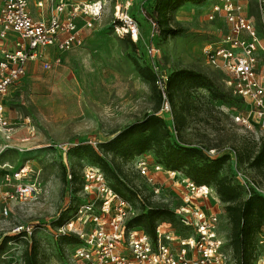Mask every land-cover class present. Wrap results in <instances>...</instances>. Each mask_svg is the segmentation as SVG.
I'll use <instances>...</instances> for the list:
<instances>
[{"label": "rangeland", "instance_id": "obj_1", "mask_svg": "<svg viewBox=\"0 0 264 264\" xmlns=\"http://www.w3.org/2000/svg\"><path fill=\"white\" fill-rule=\"evenodd\" d=\"M40 1L44 3V18H48L49 0H30L31 11L36 17L41 16L36 6ZM61 1L67 5L61 19L71 12L76 15L82 45L59 55L61 62L53 64L49 71L44 70L42 63L34 65L5 99L9 119L17 131L12 148L0 154V177L25 165L30 169L27 181L35 183L38 192L25 203H12L8 217L0 213L2 243L14 238L16 227L47 229L50 226L52 229V223L68 217L81 202L82 196L76 190L80 188L79 177L88 162L74 153V147L90 144L97 148L126 127L155 113L171 126V113L162 112L157 85L143 80L135 63L149 67L162 77L180 69L195 70L210 77L218 88L226 77L207 63L204 54L207 45L218 42L227 31L221 17L215 21L208 19L212 4L218 0L187 4L178 9L173 14L172 25L183 32L168 38L156 31L144 14V9L151 11L155 0H55V3ZM238 1L264 42V0ZM125 21L137 30L136 39L128 34L131 28ZM200 93L201 105L189 116L181 142L204 147L213 159L231 155L223 174L241 185L244 197L249 188L264 196V166L255 169L248 163L239 164L233 152L240 148L246 154L252 153L256 145L264 142V131L257 126L248 130L235 121L236 115L249 113L245 103L235 99L231 104L212 102L206 91ZM143 157L155 162L151 152ZM114 164L122 167L148 203L165 205L171 210L182 205L180 183L175 186L167 176H160L158 181L163 192L156 197L151 185L134 169L135 162L122 164L115 160ZM68 171L78 176V184L73 187L64 179ZM215 198L204 202L203 208L220 215V235L229 241L231 227L225 205L216 194ZM133 209L137 215L140 204L134 201ZM34 237L45 245L48 263L60 262L56 244L48 233L37 231ZM25 247L23 240H12V245L7 244L0 251V264H23ZM262 253L264 245L260 247Z\"/></svg>", "mask_w": 264, "mask_h": 264}, {"label": "built area", "instance_id": "obj_2", "mask_svg": "<svg viewBox=\"0 0 264 264\" xmlns=\"http://www.w3.org/2000/svg\"><path fill=\"white\" fill-rule=\"evenodd\" d=\"M36 6L41 10L40 17L33 15L30 0H3L0 6V39L12 38V47L0 50V154L12 148L17 131L7 115L5 99L10 90L26 77L28 65L40 61L44 70L49 71L53 64L61 62L59 55L82 45L76 15L71 12L67 18L61 19L67 12L64 1L55 3V0H49L48 18L42 13L44 3L40 1ZM219 17L225 22L227 31L218 42L207 45L204 51L206 61L226 76L222 81L223 90L247 106L249 113L236 115L235 121L248 130L257 126L264 131V42L238 0H218L212 4L208 19L215 21ZM125 24L131 28L129 21ZM153 25L158 31V26ZM127 32L136 39L135 28ZM157 77L162 112L170 114L171 105L166 94L168 78ZM134 169L151 185L156 197L163 192L158 181L160 176H167L175 186L180 183L182 205L174 209L176 224L158 223L154 237L139 228L129 227V221L136 216L133 204L112 190L103 171L85 165L78 192L82 200L67 219L52 229L50 226L47 229L16 227L14 237L31 244L35 233L44 231L54 238L78 239L79 244L67 250L64 263L50 264L234 263L229 241L220 235V215L203 208L204 202L216 199L211 187L197 185L143 156L135 161ZM29 174L30 169L22 165L0 177V213L4 218L9 216L12 203H25L37 194L36 184L27 181ZM71 178L68 171V183ZM138 198L149 207L140 192ZM8 245H12V241ZM259 245H264V237ZM254 264H264V253Z\"/></svg>", "mask_w": 264, "mask_h": 264}, {"label": "trees", "instance_id": "obj_3", "mask_svg": "<svg viewBox=\"0 0 264 264\" xmlns=\"http://www.w3.org/2000/svg\"><path fill=\"white\" fill-rule=\"evenodd\" d=\"M206 1L155 0L151 11L147 9L143 11L146 18L158 26V31L164 38L176 37L183 30L173 27V14L184 5H200ZM118 24L122 23L118 22ZM135 66L140 77L156 87L158 77L152 69L142 67L138 63H135ZM167 78L166 94L171 105V126L157 113L146 115L142 121L126 127L112 139L98 144L97 148L90 144H80L72 150L76 155L86 159L88 164L85 165L103 171L115 193L132 204L134 201L140 204V212L129 221L128 226L139 228L150 237H154L158 223L176 224L174 210L168 209L165 205L150 203H146L150 208L146 207L145 203L139 200L138 190L124 174L122 167L114 164L115 160H119L122 164H132L139 157L151 152L155 156L156 164L166 170L178 172L197 185L211 187L225 205L224 211L231 227L229 248L233 254V264H254L260 255L259 242L264 237V196L249 188L247 197H244L245 191L241 185L235 179L223 174V170L232 159L231 155L213 159L204 147L183 144L180 140L188 126L189 116L201 105V91H206L212 102L231 104L233 99L243 102L225 92L222 86L216 87L210 77L195 70H176ZM160 101L162 102V97ZM233 152L239 164L248 163L255 169L264 166V142L256 145L250 154L244 153L240 148L233 149ZM70 174L72 178L69 183L73 187L78 184V176L75 173L70 172ZM80 178L81 176L79 182L81 180L82 183ZM64 179L67 181V175ZM79 190H76V194ZM66 219L67 217H60L52 223V227H57ZM50 237L52 243L56 244L59 263L65 262L68 249L79 244L75 237L54 238L51 235ZM12 240L17 241L18 238L4 240L0 245V251ZM44 250H46L45 245L33 236L31 244L26 243L22 256L23 264H47Z\"/></svg>", "mask_w": 264, "mask_h": 264}, {"label": "crops", "instance_id": "obj_4", "mask_svg": "<svg viewBox=\"0 0 264 264\" xmlns=\"http://www.w3.org/2000/svg\"><path fill=\"white\" fill-rule=\"evenodd\" d=\"M2 2H3V0H0V6L2 5ZM11 40H12L11 37H10V39L7 40V41H2V40L0 39V50H1V48H4V47L11 48V47H12V41H11ZM37 63H40V64H41L40 61L30 63V64L28 65L27 73H28V71H29L30 69H32V68L34 67V65H36ZM7 115H8V111H7ZM8 117H9V116H8Z\"/></svg>", "mask_w": 264, "mask_h": 264}]
</instances>
